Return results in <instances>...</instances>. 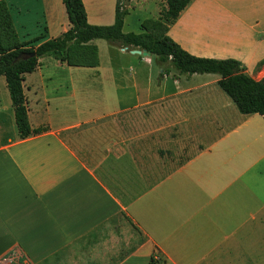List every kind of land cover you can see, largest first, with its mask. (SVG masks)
<instances>
[{"label":"crops","instance_id":"0c3cea01","mask_svg":"<svg viewBox=\"0 0 264 264\" xmlns=\"http://www.w3.org/2000/svg\"><path fill=\"white\" fill-rule=\"evenodd\" d=\"M6 1L22 42L38 45L70 28L63 0ZM83 1L89 23L115 22L118 0ZM140 2L129 0L128 14ZM168 34L195 56L234 58L252 78L264 76V0H192ZM101 40L99 66L61 69L94 72L93 85L102 84ZM120 50L137 56L130 78L147 89L144 98L88 96L87 110L71 112L65 96L78 99L86 84L63 78L47 65L59 60L44 56L24 89L32 127L47 130L26 138L0 76V260L264 264V116L241 113L219 74L172 70L159 81L156 56ZM106 71L120 88L122 68ZM107 117L114 125H97ZM93 123L83 137L64 136ZM156 165L178 166L160 174Z\"/></svg>","mask_w":264,"mask_h":264},{"label":"trees","instance_id":"16d2710c","mask_svg":"<svg viewBox=\"0 0 264 264\" xmlns=\"http://www.w3.org/2000/svg\"><path fill=\"white\" fill-rule=\"evenodd\" d=\"M128 1L118 0L113 24L96 25L89 23L83 0H63L70 28L58 37L35 45L34 41L20 40L8 3L0 0V76L6 78L22 138L47 130V127L33 128L31 125L24 89L26 74L37 70L44 56H53L69 66L97 67L100 65V53L94 42L96 39H104L130 51L146 50L156 56L162 66L159 81L172 70L187 77L193 74H219V87L236 103L241 113L264 116V76L259 80L252 78L247 74L246 67L234 58L195 56L168 34L169 26L177 21L192 0H165L160 16L145 19L140 32L124 30ZM32 52H35V56L16 60L21 53Z\"/></svg>","mask_w":264,"mask_h":264},{"label":"rangeland","instance_id":"374dc122","mask_svg":"<svg viewBox=\"0 0 264 264\" xmlns=\"http://www.w3.org/2000/svg\"><path fill=\"white\" fill-rule=\"evenodd\" d=\"M140 4L136 9H131L129 14L126 17V22L124 26V30L126 32L129 31H134V32H139L140 31V26L145 19H157L160 13L163 10V5L161 4L160 0H140ZM145 3V5H144ZM159 10L161 12L159 13ZM110 46H112L110 48ZM101 55H102V61H103V71H104V77L101 78L102 84H97L93 85L92 80L94 79V72H83V73H78V72H70L67 70H62L60 65H63L62 62L58 61V63L54 62L53 60H49L47 62V65L52 69L53 71H61V74L63 75V78H75L76 81L80 82H85L86 86H81L78 88L77 93L79 95L78 99H73L70 97V92L69 95L65 96L68 101H66L67 104V109L69 111H73L74 113H77L75 110L78 108H83L84 110L88 109V106L84 104V97L90 96L92 99L93 98H103L101 101H107L112 98H116L117 96L119 97H127V99L133 100L134 104L137 102V98L139 96L144 98L147 94V89L145 87L139 86L137 87L136 83L130 78V74L133 73L130 71L131 68L134 67V58L136 59L137 56L130 54L129 52H122L118 46L113 45L109 43L106 40H101ZM53 57V56H52ZM142 57H148L144 54H142ZM51 59H56L55 57ZM58 60V59H57ZM157 61V60H156ZM159 64V62L157 61ZM113 68L114 70L119 71L120 68H122L123 72L121 75H117L118 79H120L119 85L120 88L115 89L111 87V83H113L111 79V74L112 72H107V69ZM120 72V71H119ZM127 77V78H126ZM9 95V94H8ZM69 96V97H68ZM10 97V96H9ZM66 99V100H67ZM149 108H144V112L147 114L149 113ZM126 111H120V114H124ZM141 109L138 110V112L134 111H129L131 114H141ZM118 122V120H117ZM114 121L111 117L103 118L101 121L97 122V125H101L102 127H106L104 129H108L109 126L112 124L114 125ZM91 125L94 126L93 124H87L82 126L79 129L67 132L64 136L68 139H72L75 137H78L79 135H83V130L87 129L88 127H91ZM140 131V130H139ZM139 131L136 132L135 136H138ZM83 137V136H82ZM138 140V139H137ZM141 140V138H139ZM177 149L169 150L172 153L174 151H178L179 145L175 146ZM159 151V150H158ZM161 151H164L161 150ZM171 166H178V165H156L155 170L160 173L164 174L166 170L171 167ZM95 253L98 254V252H101V250L98 249V251H94ZM85 254L90 255L88 252H85ZM100 256V255H98ZM87 259V257H86Z\"/></svg>","mask_w":264,"mask_h":264},{"label":"built area","instance_id":"2783aa9c","mask_svg":"<svg viewBox=\"0 0 264 264\" xmlns=\"http://www.w3.org/2000/svg\"><path fill=\"white\" fill-rule=\"evenodd\" d=\"M18 261H19L18 255L13 253V254H10L9 256L1 259L0 264H12L13 262L19 264Z\"/></svg>","mask_w":264,"mask_h":264},{"label":"water","instance_id":"95a60500","mask_svg":"<svg viewBox=\"0 0 264 264\" xmlns=\"http://www.w3.org/2000/svg\"><path fill=\"white\" fill-rule=\"evenodd\" d=\"M132 52H136V53H144V54H146V55H148V54H150L149 52H147L146 50H139V49H137V50H132ZM31 56H35V52H32V53H21L18 57H17V59L16 60H20V59H22V58H28V57H31Z\"/></svg>","mask_w":264,"mask_h":264}]
</instances>
